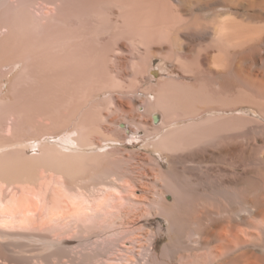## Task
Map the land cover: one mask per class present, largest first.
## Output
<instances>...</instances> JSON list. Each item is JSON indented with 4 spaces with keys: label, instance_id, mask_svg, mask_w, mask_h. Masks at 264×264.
Returning <instances> with one entry per match:
<instances>
[{
    "label": "bare ground",
    "instance_id": "obj_1",
    "mask_svg": "<svg viewBox=\"0 0 264 264\" xmlns=\"http://www.w3.org/2000/svg\"><path fill=\"white\" fill-rule=\"evenodd\" d=\"M0 264H264V0H0Z\"/></svg>",
    "mask_w": 264,
    "mask_h": 264
},
{
    "label": "rangeland",
    "instance_id": "obj_2",
    "mask_svg": "<svg viewBox=\"0 0 264 264\" xmlns=\"http://www.w3.org/2000/svg\"><path fill=\"white\" fill-rule=\"evenodd\" d=\"M6 82L8 83V80H6ZM5 92H6L5 95H7V98H10L11 97L10 92L8 90H5ZM122 127L124 128V126H122ZM133 148L135 150H143L142 143H137L135 145V147H133ZM164 243H165V238L163 236V237H161V239L159 241L158 247L160 248Z\"/></svg>",
    "mask_w": 264,
    "mask_h": 264
},
{
    "label": "water",
    "instance_id": "obj_3",
    "mask_svg": "<svg viewBox=\"0 0 264 264\" xmlns=\"http://www.w3.org/2000/svg\"><path fill=\"white\" fill-rule=\"evenodd\" d=\"M154 119H155V121H157V117L156 116H154Z\"/></svg>",
    "mask_w": 264,
    "mask_h": 264
}]
</instances>
